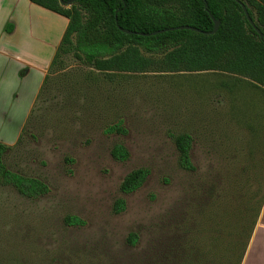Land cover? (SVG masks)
I'll use <instances>...</instances> for the list:
<instances>
[{"label": "rangeland", "instance_id": "1", "mask_svg": "<svg viewBox=\"0 0 264 264\" xmlns=\"http://www.w3.org/2000/svg\"><path fill=\"white\" fill-rule=\"evenodd\" d=\"M47 76L5 163L49 192L29 198L0 184V264H188L201 249L209 258V194L218 196L221 244L255 218L262 89L220 71L104 73L73 54ZM185 133L194 171L179 164L175 138ZM139 168L149 170L145 182L122 192Z\"/></svg>", "mask_w": 264, "mask_h": 264}, {"label": "trees", "instance_id": "2", "mask_svg": "<svg viewBox=\"0 0 264 264\" xmlns=\"http://www.w3.org/2000/svg\"><path fill=\"white\" fill-rule=\"evenodd\" d=\"M66 16L69 24L52 66L62 57L75 55L100 72H199L220 71L250 81L264 91V0H241L248 7L263 37L249 23L236 0H78L65 6L60 0H31ZM65 3L73 0H63ZM215 20L220 21L217 32ZM191 26L200 31L186 28ZM130 30L131 33L124 31ZM166 30L164 32H157ZM154 32H157L154 34ZM143 50L152 56H147ZM161 54V57H154ZM48 76L45 85L48 83ZM120 129V128H119ZM180 167L194 171L191 158L192 137L175 138ZM13 146L0 143V184L13 186L21 195L38 198L49 192V186L36 177L10 170L5 155ZM113 155L125 159L126 148L116 145ZM149 170L130 172L121 184L124 193L136 191L145 182ZM264 203V193L255 218L229 235L237 240L221 244L218 226V196L209 194V258L206 253H192L188 264H242ZM124 200L116 203V211ZM246 211L249 212L248 205ZM77 223V219L69 218ZM237 228V229H236ZM235 232V233H234ZM129 241L135 244L137 235ZM199 249V250H200Z\"/></svg>", "mask_w": 264, "mask_h": 264}, {"label": "crops", "instance_id": "3", "mask_svg": "<svg viewBox=\"0 0 264 264\" xmlns=\"http://www.w3.org/2000/svg\"><path fill=\"white\" fill-rule=\"evenodd\" d=\"M68 24L31 0H0V143L20 139ZM242 264H264V203Z\"/></svg>", "mask_w": 264, "mask_h": 264}, {"label": "water", "instance_id": "4", "mask_svg": "<svg viewBox=\"0 0 264 264\" xmlns=\"http://www.w3.org/2000/svg\"><path fill=\"white\" fill-rule=\"evenodd\" d=\"M60 1H61V3H62L63 5H65V6H70L72 3H75V2H77L78 0H73L72 2H67V3H65L63 0H60ZM236 1L239 2L240 5L242 6V9H243V11H244V13H245V15H246V18H247V20L249 21V23L255 28V30L259 33V35H260L261 37H263V33L261 32L260 28H258V27L256 26V24H255L253 18L251 17V15H250V13H249V10H248L247 5H246L245 3H243L241 0H236ZM219 26H220V21H219V20H215V28H214V30H213L212 32H205V33H207V34L215 33V32L218 31ZM178 28H186V29H193V30L200 31V30H198V29H196V28H194V27H191V26H182V27H177V28H172V29H178ZM124 31L127 32V33H131L130 30H126V29H124ZM164 31H166V30H160V31H157V32H164ZM157 32H154V34L157 33Z\"/></svg>", "mask_w": 264, "mask_h": 264}]
</instances>
